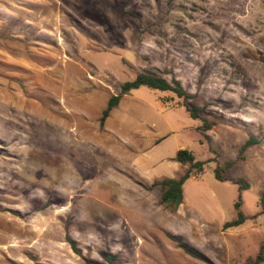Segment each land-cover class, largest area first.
<instances>
[{"label":"rangeland","instance_id":"rangeland-1","mask_svg":"<svg viewBox=\"0 0 264 264\" xmlns=\"http://www.w3.org/2000/svg\"><path fill=\"white\" fill-rule=\"evenodd\" d=\"M141 72L191 98L141 87L101 126ZM182 149L205 166L173 209ZM262 192L264 0H0V264H244Z\"/></svg>","mask_w":264,"mask_h":264},{"label":"trees","instance_id":"trees-1","mask_svg":"<svg viewBox=\"0 0 264 264\" xmlns=\"http://www.w3.org/2000/svg\"><path fill=\"white\" fill-rule=\"evenodd\" d=\"M141 87H148L150 89L158 90L161 92H171L178 98H183V99L191 98V96L184 90V88L178 81L173 80L172 82H169L158 75L141 72L136 75L134 80L123 83L120 87L119 94L110 97L107 106L103 110L102 116L100 118L101 126L104 125L105 121L109 118L111 112L118 107L120 100L124 95H127L133 90H137ZM184 106L192 118L201 119V112H202L201 108L197 106L190 107L187 104H185ZM203 122L204 124L206 123V121L204 120ZM205 126L208 127V125ZM250 145H251V140H248L242 146L241 152L247 149ZM175 160L179 162L181 165L183 166L189 165V167L186 168L185 171L177 179L166 178L152 184V186L154 187L157 186L160 187L162 193L161 202L163 204L172 207L173 209H176L183 203L184 183L192 176L200 175L204 171V166H205V162L197 161L193 153L186 149L179 150L177 152ZM232 164L233 162L228 163L229 166H231ZM215 177L217 180L220 181L228 180L222 177V169L220 167H218L215 170ZM232 181L236 184H239L240 189L242 190L249 188V183H247L243 179L232 180ZM259 203L262 208V213H264V192H262L260 196ZM240 207H241V200L239 199L235 203L237 216L232 221L225 223L224 225L225 229L238 226L244 222L246 217L240 210ZM70 243L75 249V243L73 241H71ZM263 262H264V243L261 245L259 253L256 256V258L254 259L249 258L244 264H262Z\"/></svg>","mask_w":264,"mask_h":264},{"label":"crops","instance_id":"crops-1","mask_svg":"<svg viewBox=\"0 0 264 264\" xmlns=\"http://www.w3.org/2000/svg\"><path fill=\"white\" fill-rule=\"evenodd\" d=\"M183 166V165H182ZM184 167V166H183ZM177 179V178H176Z\"/></svg>","mask_w":264,"mask_h":264}]
</instances>
